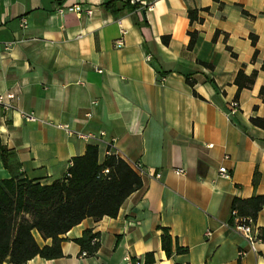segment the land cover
Masks as SVG:
<instances>
[{
    "label": "crops",
    "instance_id": "obj_1",
    "mask_svg": "<svg viewBox=\"0 0 264 264\" xmlns=\"http://www.w3.org/2000/svg\"><path fill=\"white\" fill-rule=\"evenodd\" d=\"M111 1L126 0H0V94L16 97L14 110L0 108V140L20 172L50 184L89 145L98 146L103 161L108 142L145 172L139 173L143 187L116 218L84 220L64 237L63 258L27 264H121L126 256L149 264V253L150 264H264V241L253 252L232 227L233 200L264 195V129L251 123L264 117V0H136V10L118 16L104 7ZM75 6L92 8L93 15L58 13ZM189 10H198L203 22L191 23ZM240 70L258 74L229 118ZM190 73L203 99L186 83ZM59 125L105 137L82 140ZM223 166L231 179L220 177ZM10 177L0 159V180ZM162 228L188 253L169 259ZM254 228L261 236L264 208ZM88 229L101 235L94 257L82 256L75 243Z\"/></svg>",
    "mask_w": 264,
    "mask_h": 264
},
{
    "label": "trees",
    "instance_id": "obj_2",
    "mask_svg": "<svg viewBox=\"0 0 264 264\" xmlns=\"http://www.w3.org/2000/svg\"><path fill=\"white\" fill-rule=\"evenodd\" d=\"M119 4L121 8H118ZM104 7L118 16L122 11L136 10L139 6H131V0H126L111 1ZM198 13V10H189L191 23L203 22ZM243 13L248 15L245 11ZM189 35L191 40L188 49L192 50L197 42L198 32H189ZM162 41L168 45L170 37H162ZM255 43L256 38L253 36V44ZM256 57L257 52L253 60ZM199 65L213 70L210 64L199 62ZM257 74L255 71L248 76L243 70L238 72L235 79L238 91L234 101L239 102L241 92L253 87ZM194 75L195 73L186 74V83L193 89L195 97L203 99L195 90L197 81ZM261 96L264 101V88L261 89ZM251 123L264 129V117L251 118ZM0 159L11 174L9 179L0 180V264H27L36 257L45 260L63 258L64 237L74 227L88 218L95 222L104 217L116 218L125 201L143 187L139 173L119 155L112 154L101 161L96 145L87 146L84 155L72 159V165L65 176L50 184L26 178L20 172V164L1 140ZM263 208L264 195L248 199L235 198L232 203L233 212L254 221ZM233 222L234 220L232 224ZM260 239L264 241V229L261 230ZM75 243L80 246L81 255L94 257L101 247V235L88 229ZM161 244L169 259L185 255L189 251L180 246L166 228H162ZM145 261L149 264L155 262L154 255L147 254Z\"/></svg>",
    "mask_w": 264,
    "mask_h": 264
},
{
    "label": "built area",
    "instance_id": "obj_3",
    "mask_svg": "<svg viewBox=\"0 0 264 264\" xmlns=\"http://www.w3.org/2000/svg\"><path fill=\"white\" fill-rule=\"evenodd\" d=\"M131 2L133 4H137L136 0H131ZM58 13L63 16L66 13H76L79 15L85 13L87 16L91 17L93 15V9L92 8L84 9L82 7L75 6L67 10L59 8ZM22 26L23 28H27L26 20H22ZM114 45H115V48H118V49L122 48L124 46V39L123 38L117 39ZM150 59H151L150 57H147V61H150ZM15 98L16 97L14 94H0V108H2L4 111L14 110L15 107L13 105V101L15 100ZM239 110H240V103L237 101H232L226 107V114L229 118H231L232 116L236 115L239 112ZM21 116L28 122L37 121L36 117L33 114H27V113L21 112ZM58 128L64 130L69 136H76L77 138H80L86 141H91V140L102 141L103 138L105 137L104 132H101L100 135L98 136L94 134H85L82 132L73 131L68 125H59ZM106 144L108 146L106 156H110L112 154L118 155L113 149L112 142H108ZM210 147H212V145H210ZM133 167L138 173L140 174L145 173L143 168L139 164H134ZM219 175L221 178L226 179V180H229L232 178L231 172L225 166L219 169ZM160 177H161L160 175L156 176V178L158 179ZM233 220L234 222H233L232 227L245 237V239L250 244L251 250L253 252H257L256 245L258 242H260V236L258 234V230L254 228L255 221L252 218L240 217L237 215L236 212H233ZM206 235L210 236L211 233L207 232ZM240 255L244 256L246 255V253L241 252ZM82 256H85V254H83ZM121 264H139V262L133 261V259L130 256H126L123 259V262Z\"/></svg>",
    "mask_w": 264,
    "mask_h": 264
}]
</instances>
